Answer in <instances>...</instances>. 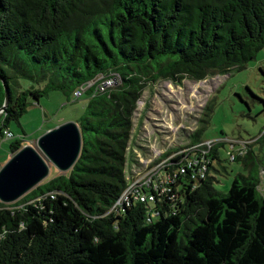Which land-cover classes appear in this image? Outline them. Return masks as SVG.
I'll list each match as a JSON object with an SVG mask.
<instances>
[{
    "label": "trees",
    "instance_id": "trees-1",
    "mask_svg": "<svg viewBox=\"0 0 264 264\" xmlns=\"http://www.w3.org/2000/svg\"><path fill=\"white\" fill-rule=\"evenodd\" d=\"M263 47L264 0H0V141L49 93L87 95L72 168L51 167L20 199L0 203V264H264L259 164L246 147L227 152L246 174L216 191L211 163L223 142L201 139V129L191 143L211 147L170 158L165 192L150 187L151 200L114 206L136 176L143 91L241 71Z\"/></svg>",
    "mask_w": 264,
    "mask_h": 264
},
{
    "label": "rangeland",
    "instance_id": "rangeland-1",
    "mask_svg": "<svg viewBox=\"0 0 264 264\" xmlns=\"http://www.w3.org/2000/svg\"><path fill=\"white\" fill-rule=\"evenodd\" d=\"M86 98V94L80 98L66 97L56 91L39 104L31 103L19 125L10 124L12 136L0 141V167L13 155L8 148L11 141L20 139L22 147H35L36 139L46 131L76 120L83 112ZM132 128L135 145L142 147H134L137 163H132V168L136 174L142 173L143 178L149 175L143 174L147 168L153 172L158 169L161 176L160 170L168 159L185 151H203L206 141L192 144L189 138L192 132L201 129V139L223 142L218 147L219 162L211 163L212 186L216 191L226 193L237 174H246L241 163L229 161L227 154L230 151L237 154L243 147L252 150L254 163L259 164L257 176L263 190L264 139L259 138L264 133V47L241 71L199 82L185 79L179 85L159 81L147 87L138 101ZM166 152L170 154L165 156ZM130 164L128 157L127 165ZM50 168L49 175L53 172ZM128 173L126 167V177Z\"/></svg>",
    "mask_w": 264,
    "mask_h": 264
},
{
    "label": "water",
    "instance_id": "water-1",
    "mask_svg": "<svg viewBox=\"0 0 264 264\" xmlns=\"http://www.w3.org/2000/svg\"><path fill=\"white\" fill-rule=\"evenodd\" d=\"M88 85L84 83L81 90ZM6 105L5 88L0 112ZM80 150L81 135L76 122H64L46 131L36 139L35 147H22L0 167V203L11 204L20 199L47 178L50 166L65 174L77 161Z\"/></svg>",
    "mask_w": 264,
    "mask_h": 264
},
{
    "label": "built area",
    "instance_id": "built-area-1",
    "mask_svg": "<svg viewBox=\"0 0 264 264\" xmlns=\"http://www.w3.org/2000/svg\"><path fill=\"white\" fill-rule=\"evenodd\" d=\"M115 84V79L113 80H108L106 82L103 83V88H107V87H111ZM102 87L100 89H103ZM79 93H76V96H78ZM213 143V141H206L203 144L207 145L209 148L211 147V144ZM169 160V159H168ZM182 160V159H181ZM192 161V160H188L187 162ZM168 162V161H167ZM166 162V163H167ZM194 163H196L195 161H193ZM166 163L162 166L160 172H161V176H158V169L153 172L150 170V168H147L143 174H149L146 177L143 178L142 173L140 174H136V176L133 177V180L128 182L127 187L124 189V191L122 192V194L120 195V197L117 199L116 203L114 206H120L123 203H127L130 202L131 199L133 200H138L141 202H144L147 200V198L149 200L152 199V197H147V194L144 192V190H146L147 188L152 187L153 190H156L159 193H163L166 191V188L164 187V185L168 182L172 183L173 182V178L169 175V173L166 172ZM203 168V166H202ZM201 168V170H202ZM182 172V171H181ZM175 173V172H174Z\"/></svg>",
    "mask_w": 264,
    "mask_h": 264
}]
</instances>
